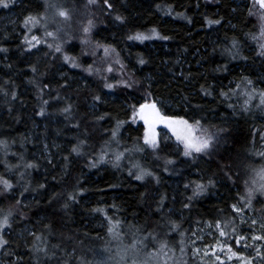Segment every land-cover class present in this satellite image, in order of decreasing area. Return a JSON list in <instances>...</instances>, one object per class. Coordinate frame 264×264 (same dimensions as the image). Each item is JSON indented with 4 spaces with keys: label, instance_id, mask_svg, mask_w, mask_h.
Wrapping results in <instances>:
<instances>
[{
    "label": "trees",
    "instance_id": "obj_1",
    "mask_svg": "<svg viewBox=\"0 0 264 264\" xmlns=\"http://www.w3.org/2000/svg\"><path fill=\"white\" fill-rule=\"evenodd\" d=\"M42 2L43 0H17L9 9L0 8V47L8 49L7 53H0V86L17 94L16 100L0 95V140L7 141L9 153H16L15 156H5L4 151L0 149V159H6L10 164L23 163L18 159L23 154L25 160L39 161L40 164L38 170H32L31 175L26 177L30 187L36 191L25 192L23 181L15 189V197L27 206L22 208L26 219L20 220L19 215H15L16 222L13 227L3 233L9 240L6 250L12 255L5 256L0 250V264H10L17 259L19 264H34L28 252L33 237L27 233L30 230L36 235L47 236L43 230L45 223L55 225L53 235L47 237L49 245L62 244L68 252L75 250V255L83 257L87 264H99L102 252L105 251L108 255L110 252L105 249H110L114 240L107 242L111 239L106 232L107 222L102 215L92 213L91 209L102 208L109 217L119 220L116 230L125 240H130L137 228L147 226L148 230H152L158 223H162L159 214L155 212L156 201L161 195L165 196L166 208L163 211L167 213L168 209H172L171 219L179 223L184 232L183 237L178 233H172L168 237L169 247L173 248L176 254L181 240L191 246L193 232L201 237L197 239L196 244H199L200 240H203L201 244L204 245L213 243V239L204 236L207 229L204 222L214 221L221 215L235 216L231 213L230 205L243 195L246 180L249 184L252 180L259 183L260 177L253 169L258 171L264 167V160L257 155L264 151V112L255 107L259 100H252L249 105L251 111L244 114L239 112V108L247 97L230 91L243 77L251 79L256 89H264V58L256 55L259 43H264V40L252 39L253 35L260 37V29L257 18L248 15L250 0H124L123 4L121 0H113L115 9L128 17L126 26L119 25L97 8L96 28L92 33L93 43L99 40L115 46L128 66V72L134 74V79L144 83L136 89L116 88L112 93H107L98 78L89 77L78 69L63 65L67 83L71 87L61 88L59 92L73 103L72 122L80 123L79 132L58 114L63 101H52L53 106L48 108L49 116L35 115L39 111L40 101L37 99L36 89L28 83L33 75L29 71L30 65L36 64L41 71L48 72L41 82L51 81L52 88L58 87L55 81L65 82L61 73L56 72V68L61 67L60 63L49 69L50 61L44 56L48 51L46 47L41 45L42 51L33 49L32 53L23 50V18L30 11L34 12V6ZM51 2L72 10L71 21L62 25L66 33L77 37L73 41L75 53L69 54L80 57L81 62L87 60L91 63V56H80L83 47L79 43V37L82 36L81 27L89 18V11L84 8L85 0ZM158 5L161 10L157 9ZM169 6L173 9V16L183 13L191 18L192 23L164 15L162 10H167ZM221 17V25L209 27L205 23L206 18ZM152 28L171 39H154L144 43L129 42L126 39L129 32L147 33ZM49 30H54V26L50 25ZM33 33L42 36L43 30L33 29ZM233 39L238 42L239 57L244 59H233L225 52V49L231 48ZM100 54L102 55V52ZM138 56H143L149 63L143 67L139 66L136 63ZM217 69L223 70L216 71ZM184 76L189 79L185 80ZM5 81H9V84L5 85ZM149 81L151 93L163 102L164 110L168 114L192 120L200 119L205 127L227 129L222 133L214 155L211 158L197 156L195 161L188 160L179 154L180 149L175 144L165 140L161 134V141L171 147H166L160 152V158L157 159L150 154V150H146L148 154L134 150L142 145L143 127L125 123L120 129L119 147L113 145L111 148V151L128 150L127 158L121 161V169H115L111 164H103L95 169L86 167L87 159L94 157L105 147V138L115 125V119L111 118L119 117L121 120L130 121V105L143 102L145 93L140 88H147ZM201 85L209 86L213 92L212 96H202ZM242 91L244 89L237 90V93ZM221 92H228L229 98L221 97ZM97 93L106 96L110 94L113 97H107L104 103L92 108V95ZM52 95L55 96L56 93ZM185 97L188 99L185 100ZM196 105L199 107H195ZM229 105L236 106L237 114H233V108ZM9 108L12 109L11 112ZM103 112H107L110 119L100 121L95 127L91 126V122L95 120L93 113L99 115ZM86 127L90 134L88 156H72L68 174H65V162L62 157L68 154L71 144L75 143L74 137ZM45 143L50 146L49 156L53 159V165H49L42 157L41 150ZM168 159L174 163L166 165ZM134 165L152 171L160 178V183L156 184L151 178L141 183L130 177L128 171L133 169ZM227 167L231 168L230 174L235 182L227 181L224 177ZM23 170L20 168L16 172H8L4 165L0 164V175L14 183L19 180V171ZM209 178L216 181V187L193 199L190 209H184L183 204L188 202L187 198L192 195L191 188L185 189L184 184L207 183ZM39 183H44L45 189H39ZM79 187L86 190L84 196L79 198L81 203L74 205L65 216L60 211V206L66 195ZM53 195H57L58 199L50 205L49 200ZM253 203L256 212L252 215H258L264 206L256 204L255 201ZM13 204L14 199L0 197V208L7 210ZM197 221H200L199 225ZM242 227L244 231H248L246 225ZM201 228H204L203 232ZM157 230L167 232V226ZM189 253L190 248L186 254L177 257L183 255L187 261L190 258ZM179 258L173 260L177 261ZM72 264H76V261L73 260Z\"/></svg>",
    "mask_w": 264,
    "mask_h": 264
},
{
    "label": "snow or ice",
    "instance_id": "obj_2",
    "mask_svg": "<svg viewBox=\"0 0 264 264\" xmlns=\"http://www.w3.org/2000/svg\"><path fill=\"white\" fill-rule=\"evenodd\" d=\"M17 0H0V8L9 9L11 6L15 5ZM124 0H121V4ZM250 7H248V15L257 16L259 20L260 37L253 35V40H264V0H250ZM34 12H29L24 16L22 21V27L25 29V38L22 43L25 45L23 49L25 52L32 53L33 49L37 51H42L41 45L48 49L44 53L45 58L50 61L49 69L55 67L56 63H60L61 67L56 68V72L61 73L65 82L60 83L55 81L58 85L57 88L51 87V81L42 83V79L48 74L47 71H41L40 67L36 64L30 65L29 71H31L32 78L28 81L36 89L37 99L40 101L39 111L35 113L40 117H47L50 115L48 108L52 107V101L57 102L63 101V106L59 107V115H62L66 120L69 121L70 126L77 129L79 132L80 123L72 122L73 108L74 105L66 97L62 96L59 89L70 88L71 85L67 83V74L63 72V65H66L71 69H78L79 71L85 73L89 77H96L102 82V87L107 93H112L116 88H123L126 90H132L139 88L144 82L134 79V74L128 72V66L124 63L121 58L120 52L115 46L109 43H102L97 40L93 43L92 33L96 28L95 20V10L97 8L105 16H110L115 22L121 26H126L128 17L120 13L115 9L113 0H85L84 8L89 11V18L86 23L82 25L81 32L82 36L79 37V43L83 46L80 52V56L89 57L91 56L92 62L88 63L87 60L83 62L80 61V57L69 53H75V44L73 43L77 37L69 35L64 31L62 27L63 24L71 21L72 10L63 7L60 4L52 3L51 0H43L42 3H37ZM158 10L160 6H157ZM51 10V14H50ZM164 15L173 16V9L171 6L167 10H162ZM235 11V9H233ZM115 14L113 15V13ZM173 18L185 19L189 23H192L191 18L184 16L183 13H176ZM222 17L215 19H205V23L212 27L213 25H221ZM54 26V30H49V26ZM235 27V25H233ZM33 29H42L43 35L38 36L32 34L29 38L27 33H32ZM7 37H5L6 39ZM129 42H139L144 43L149 40H164L167 41L171 39L169 36L161 35L156 28L150 29L147 33L145 32H129L126 36ZM68 45L69 47H65ZM8 49L5 47H0V53H7ZM102 52V55L100 54ZM225 52L231 56L233 59L239 57V45L238 42L233 39L231 48L225 49ZM258 57L264 58V43H259L258 50L256 51ZM244 59V57H239ZM179 61H177L178 63ZM136 63L143 67L149 63L147 59L143 56H138ZM86 65V66H85ZM11 67V66H9ZM226 67V66H225ZM223 69H217L216 71H221ZM55 75V73H52ZM117 74H119V79H117ZM184 79H189L188 76H184ZM5 85L9 84V81L4 82ZM151 83L148 82L147 88H140L141 91L145 93L143 102H137L136 104L130 105L131 120H121L119 117H114L115 125L111 128L110 134L105 138V147H102L97 155L94 157H89L87 159L86 167L90 169L98 168L103 164H111L115 169H121V161L126 159V152L128 151H111L113 145L119 147L120 145V129L125 123L135 124L138 121L143 122L144 131L142 138V145L135 147V151L145 152L150 150V154L155 158L159 159V153L164 151L166 147H171L170 144H164L158 136L157 127L162 126L167 129L172 137H175L176 144L180 148L179 154L188 160L195 161L196 157H208L211 158L220 140L222 139V133L226 132L227 129L224 128H214L205 127L200 119L192 120L191 118H184L179 115H170L164 110L163 102L156 99L150 91ZM244 89V91L237 93V90ZM247 89H251L248 91ZM233 94H242L247 97L244 101L243 106L239 108V112L247 114L251 111L249 105L252 100L258 99L259 103L255 105L257 109L264 112V89H256L253 85V81L247 77H243L239 84L235 85L234 89H230ZM56 93L55 96L52 93ZM200 93L202 96L210 97L213 92L210 91L209 86L201 85ZM0 95L4 96L6 99L10 96L11 100L17 99V94L15 91H9L3 86H0ZM47 96L48 98H45ZM220 96L227 99L229 98L228 92H221ZM107 96L102 93H97L92 95V108L96 105L102 104L106 101ZM185 100L188 98L185 97ZM195 107H199L196 105ZM233 108V114H237L236 106L229 105ZM11 108L9 111L11 112ZM87 112V109H85ZM127 114V113H126ZM95 120L91 122V126L95 127L100 121H106L110 119L107 112L102 114H95ZM17 122L19 120L17 119ZM59 135V133H57ZM75 143H72L68 149V154L62 157L64 163L63 171L68 174V165L71 162L70 158L75 157H86L88 156L87 149L90 147L89 139L90 134L87 127L82 133H79L74 137ZM264 139V136H262ZM23 146V145H21ZM8 143L5 140H0V149L4 151V155H13L16 153H9ZM59 147V145H55ZM50 146L45 143L41 150L42 157L47 160L49 165H53V159L49 156ZM261 160H264V151H260L257 154ZM19 161L23 163L10 164L6 159H0V164H3L8 172H16L20 168L23 171H19V180L15 183L9 178L0 175V197L5 199H14L15 204L11 205L7 210L0 208V250L3 251L5 256H11L12 253L7 251L9 245V240L6 239L3 233L11 229L16 222L14 220L15 215H19L20 220L26 219V213L22 210L23 207H27L22 204L20 199L15 197V189L20 185L21 181L24 182V191H36L30 187V183L26 180V177L31 175L32 170H38L40 167L39 161H28L25 160L23 154L19 156ZM166 165H171L174 163L173 160H166ZM167 171V168H165ZM256 175L264 181V167H261L258 171L253 169ZM231 173V168L227 167L224 171V177L227 181L235 182L233 180V175ZM128 175L144 183L147 178L155 181L156 184L160 183V178L155 175L152 171L143 168L139 165H134L133 169H129ZM237 179L239 175L237 174ZM46 185L44 183H39V189H45ZM216 187V181L213 178H209L207 183H185L184 188H191L192 195L187 198L188 202L183 204L184 209H190V202L195 199L205 195L209 189ZM85 189L79 187L74 189L66 195L63 203L60 206V211L67 216L70 209L74 205L81 203L80 197L85 194ZM23 195V193H21ZM264 182L258 183L256 180L249 182L245 181V191L239 199L230 205L231 213L235 216L228 214V216L221 215L214 221H205L204 225L210 230L209 234L212 236L213 243L205 245L204 247L196 246L197 239L201 237L197 236L195 232L193 235L196 239L191 241V258L187 261L184 260L182 255L176 264H193L198 258L203 264V257L214 258L215 264H264V208L259 210L258 215H247V213H255L256 204H264ZM58 196L53 195L49 200L51 205L53 201L57 200ZM116 207V206H113ZM166 208L165 196L161 195L159 200L156 201L155 212L159 214L160 221L156 228L148 230L147 226L145 228H137L136 232H133L132 238L130 240H125L119 231H117V226L119 225V220H114L109 217L104 209L93 208L92 213L102 215L104 221L107 222L105 225L108 237L111 239L107 241L111 243L113 240L118 244L117 251V264H127L128 260H132V264H159L160 258H169L168 254L173 252V248L169 247V239L172 233H178L183 237L184 232L181 230V225L175 220L171 219L172 209H168L165 213L163 210ZM223 212V210H221ZM237 220L239 223H237ZM102 221V225L104 224ZM200 224V221H197ZM247 226L248 231H244L242 226ZM167 226V232H160L157 229L164 228ZM55 225L45 223L43 225L44 232L47 236L41 234L36 235L33 231H28V235L33 237L31 242V247L28 248V252L34 261V264H72L75 260L76 264H87V261L83 257H77L75 255V250L73 252H68L62 244H51L47 237L53 235ZM202 232L204 228L200 229ZM137 233H142V235H137ZM174 238V237H173ZM67 239H72L67 237ZM181 246L179 248L180 253L186 254L185 249L189 245L185 244L184 240H181ZM158 246V247H157ZM149 248H155V251H147ZM110 251L109 249H105ZM247 252V254H245ZM143 253V259H141V254ZM202 254V255H201ZM10 264H19V259L10 262ZM167 264V260H165Z\"/></svg>",
    "mask_w": 264,
    "mask_h": 264
},
{
    "label": "rangeland",
    "instance_id": "obj_3",
    "mask_svg": "<svg viewBox=\"0 0 264 264\" xmlns=\"http://www.w3.org/2000/svg\"><path fill=\"white\" fill-rule=\"evenodd\" d=\"M255 17L257 18L258 25H259L258 17L257 16H255ZM32 34H34V33L33 32L32 33H27V35L29 36V38H30V36ZM107 95H108L107 96L108 98L113 97L110 94H107ZM133 125H141L143 127V131H144V126H143V122L142 121H138L137 123H135ZM157 132H158V136H160L161 134H163L164 135L163 138L165 140L172 142L173 144H175L179 148V146L176 144L175 137H172L171 133L167 129L163 128L162 126H158L157 127ZM260 182H264V181H261V178H260L259 183ZM262 206H264V204H262ZM248 215H252V213H248ZM209 232H210V230L208 228L205 229L204 236L208 237L209 239H212V236L209 234ZM193 239H196L195 236H192V240ZM202 242H203V240H200L199 244H196V246L204 247L205 245L204 244H201ZM179 243L180 244H178V247H177L178 248V250H177L178 252L176 251L177 254L173 251V252H171L172 254L171 253L168 254V256L170 257V259L169 258H165V257H161L160 258V261H159V264H165V260H167V264H176V261H174L173 259L174 258H179L177 256H180L182 254V253H180L179 248L181 246H183V245L181 244V242H179ZM190 247H191L190 245H189V247H186L185 252L188 251V248H190ZM109 250H110L109 251L110 253H108V255H106L107 252L106 253H105V251L102 252V256L100 258L99 264H117V260L119 258L117 256L118 244H117L116 241L112 242V244L110 245V249ZM147 251H155V248H151V250L147 249ZM189 257L191 258V251L189 253ZM140 258L143 259V253L141 254V257ZM214 261H215L214 258L203 257V264H214ZM93 264H95V262ZM127 264H132V260L129 259L128 262H127ZM193 264H201L200 258H198L196 261H193ZM233 264H236V262L233 261Z\"/></svg>",
    "mask_w": 264,
    "mask_h": 264
}]
</instances>
